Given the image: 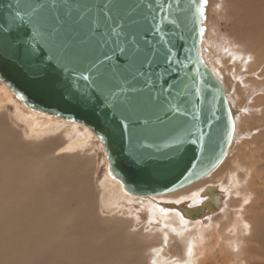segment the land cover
Segmentation results:
<instances>
[{
  "label": "bare ground",
  "instance_id": "bare-ground-1",
  "mask_svg": "<svg viewBox=\"0 0 264 264\" xmlns=\"http://www.w3.org/2000/svg\"><path fill=\"white\" fill-rule=\"evenodd\" d=\"M231 7L233 45L224 41L219 58L202 38L201 57L218 79L239 70L244 86L264 89V0H232ZM226 96L234 134L215 174L171 193L138 196L114 176L102 142L87 126L30 108L0 81V254L10 247L8 264H264V141L256 145L260 155L242 152L238 160L234 147L248 118ZM258 102L264 106V97ZM95 148L105 153L98 182ZM21 181L26 187L17 185ZM208 200L210 207L199 212ZM50 203L53 214H44ZM28 208L39 212L27 215L37 224L24 229V240L18 227L28 222L19 216ZM104 211L111 219L100 218ZM196 212L198 219L186 216Z\"/></svg>",
  "mask_w": 264,
  "mask_h": 264
},
{
  "label": "water",
  "instance_id": "water-1",
  "mask_svg": "<svg viewBox=\"0 0 264 264\" xmlns=\"http://www.w3.org/2000/svg\"><path fill=\"white\" fill-rule=\"evenodd\" d=\"M103 2L0 0V81L30 108L80 123L93 131L104 146L112 173L129 193L151 196L182 189L218 166L234 134L225 89L201 57L199 29L204 16L196 12V5L190 0H180L179 5L176 0H152L151 9L146 3L136 7L142 0H118L121 16L117 19H123V31L136 36L139 59L154 58L152 68L156 70L152 77L155 85L145 86L147 76L132 81L131 86L142 90L135 93L142 106L128 113L125 97L119 92L105 99L108 88L104 84L84 81L74 71L92 54L97 42L117 39L102 35V18V27L94 35L88 34V24ZM160 3L164 4L162 12ZM33 8L34 20L45 22L39 29L25 15ZM18 9L23 22L13 20ZM169 12L170 20L161 21ZM153 17L162 30L153 29ZM120 40L123 43V37ZM32 47H36L35 55H30ZM168 49L171 71L165 72L163 60ZM40 61L44 71L40 76L33 75L29 67L34 68ZM82 93L92 95V102L83 103ZM69 94L74 98L67 99ZM97 95L104 103L95 99ZM151 96H158L159 101L154 103ZM176 106L180 108L179 114L170 111ZM104 110L107 117L101 115ZM124 115L129 116L127 122ZM157 115L163 123L156 119ZM124 123L127 128L122 127ZM132 157L143 163H135ZM208 207L209 200L199 212ZM186 216L195 220L199 213Z\"/></svg>",
  "mask_w": 264,
  "mask_h": 264
},
{
  "label": "snow or ice",
  "instance_id": "snow-or-ice-1",
  "mask_svg": "<svg viewBox=\"0 0 264 264\" xmlns=\"http://www.w3.org/2000/svg\"><path fill=\"white\" fill-rule=\"evenodd\" d=\"M191 4L196 5V12L203 17L204 16V6L207 4V0H190ZM147 4L148 8H152V0H142L141 4L136 5V7H140L142 4ZM176 3L179 5L180 0H176ZM169 10L171 9V5L169 4ZM120 4L118 0H104V2L97 6L96 17L91 20L88 24V34L94 35L95 32L102 27L101 18L103 19V27L105 31L102 33L104 36H114L117 39L109 41L107 39L103 41H99L95 45V50L92 51V54L88 56L82 63L78 64L74 71L79 72L81 79L84 81L92 80L93 84L102 83L107 88V95L105 99L116 96L117 92L123 97L124 105L126 106V111L128 113H133L139 110L142 106L141 101L137 98L135 93L138 90L135 87L131 86L132 81L137 80L138 77L147 76L148 79L145 80V86L147 87L149 84L155 85L156 81L152 79L153 73L156 71L152 68V65L155 63L154 58L149 59L145 58L143 60L139 59L140 46L137 42L136 36L133 34L129 36V34L123 31L125 25L123 19H117L121 16L119 11ZM135 9H133L134 11ZM164 10V4H159V11ZM36 9L33 8L30 12H26L25 15L28 17V22L33 23V27L39 29L45 22L43 20H34V13ZM115 13V14H114ZM170 12L168 16H162L161 21L170 20ZM21 20L24 21V17L21 15L20 10L18 9L14 16L13 20ZM174 22V21H172ZM153 29L154 30H162L159 28L157 23L155 22V17H153ZM199 33L202 36L204 33V29L200 28ZM25 35H28L25 32ZM123 37V43H121L120 38ZM147 43V41H145ZM36 47H32L30 49V55H35ZM99 53V54H97ZM114 61V62H113ZM40 61L37 65L33 67H29V71L36 76H40L44 69L40 67ZM171 49H168L165 53L163 65L165 66V72L171 71ZM139 64V67L136 65ZM93 76L96 79H92ZM165 85L168 84V81L165 80ZM114 85V87H113ZM73 95L69 94L67 99H73ZM93 99L92 95L88 93H82L80 95V100L83 103H91ZM95 99L99 103H104L100 101L99 96L97 95ZM150 99L155 103L159 101L158 96H151ZM170 111L176 114L180 113L179 106L174 108H170ZM101 115L107 117L108 112L104 110L101 112ZM156 119L163 123L160 115L156 116ZM124 121L129 120L128 115L123 116ZM147 123V121H144ZM128 124L124 123L122 127L127 128ZM133 161L137 164L143 163L142 160L132 157ZM247 227V225H245Z\"/></svg>",
  "mask_w": 264,
  "mask_h": 264
},
{
  "label": "rangeland",
  "instance_id": "rangeland-1",
  "mask_svg": "<svg viewBox=\"0 0 264 264\" xmlns=\"http://www.w3.org/2000/svg\"><path fill=\"white\" fill-rule=\"evenodd\" d=\"M231 5H232V0H207V4L204 6V21H203L204 33L202 35L203 36L202 38H204V45H206L208 47L210 46L213 49V51L218 54L219 58L223 57V54L225 52V49H224L225 46H223L224 41H226L228 43L227 46H229V47L233 45L232 41L234 40V33H235V30H236L235 29L236 28V22H235L236 20L231 15V12H232L231 11V9H232ZM216 46H218V47H216ZM207 52H206V54H207ZM209 58H210V61L213 64V66H215V68L220 71L221 68L217 67V65H216L217 63L213 60V56H211V54H210ZM231 66H234V65H232L231 63L228 64V67H231ZM236 69L237 68L234 67V70H236ZM237 72L239 73V70ZM236 73L233 74L232 72H229V70L227 72L224 71V73L223 72H222V74L220 73L221 77L219 79H220L225 91L228 93L230 99L231 100L233 99L232 102L234 103V105L236 104L235 105V106H237L236 108L239 109L240 111H242V114L243 115L245 114L246 115L245 117L248 118L247 122L245 123V121H244V123H243L244 125L242 126L243 127L242 131L244 133H246V134L241 137L242 140L240 139V140L237 141L236 148L234 147V150H235L234 154H235L236 157L237 156L239 157L238 158V160H239V159H242L244 157L243 156V155H245L244 152L248 153L250 151H255V152H257L258 155H260V153H262V151H263V150L259 149L258 147H256V145L259 144L258 142H260L261 140L264 141V137L261 136L264 133V124H260L261 120H262L260 118L262 117L261 115L263 113L262 111L264 109L263 108L264 106H262L261 103L259 104V102H258V100L260 98L263 99V97H264V92H263L264 89L261 88V90H260V89L251 88V86H248V87L244 86L243 85V80L238 78V76H237L238 74H236ZM234 75H235L236 78L233 77ZM244 76H245L244 80H246V82H247L249 80L248 77H246L247 74H244ZM260 83L264 84V81H262ZM260 83H258V84L260 85ZM259 92L263 96H258V95H260ZM252 99H254V100H252ZM255 99L256 100L258 99V100L256 101ZM252 101L253 102L256 101L257 105H259V106L257 107V105L255 103L251 104V103H253ZM9 111H11V113H12V109H9ZM256 111H258L260 113L259 116L257 115ZM262 121H264V119ZM11 126L16 130V127H14L15 126L14 122L11 123ZM19 129L20 130L22 129V131H23L22 126H20ZM252 129H256V130L252 131ZM11 131H12V129H11ZM55 136H57V135H55ZM93 143H94L93 144L94 146H95V144H97L95 142H93ZM88 150H89V148H88ZM93 152L94 153L98 152L97 154L95 153L97 155V159H98V163H99V168H98V172H97V176H96V180L98 182V181L101 180V178L103 177V175L105 173V166L102 164V160H103V158H105V153H103V155H102V153L99 152L96 148H95V151L93 150ZM242 152H243V154H242ZM240 154H242V156H243L242 158L240 157ZM47 157H49V156H47ZM50 157H52V156L50 155ZM214 172L215 171H213L211 173V175ZM209 176H210V174H209ZM48 183H50V181H47L45 184H43V186H40V187L45 188L48 185ZM17 185L21 186L22 188L26 187L25 184L23 183V181L17 183ZM35 187H37V185ZM37 203L38 204L36 206H38L40 204V199L37 200ZM100 204H101V202L99 201L98 206H100ZM51 208L52 209L55 208L52 205V203H50V205H46L45 208L43 210H41V211H43L44 214H45L46 210H48L50 212V214H53L51 212V210H50ZM66 208H68V207H66ZM32 212L38 213L39 211H37L35 209H32V208H28L26 210V213H21L20 216H19V217L25 218V220H27V222H28V224H24L23 223L24 225H22V229L20 227H18V229L21 231L20 237L24 238V240L28 237V235L25 234L24 229L27 228V227H34L37 224V222H36L34 217H28L27 216V215L31 214ZM104 212H105L106 216L100 214V218L101 219L104 218V220H107L109 218L111 219V214L106 213V211H104ZM49 217L50 218H54V215H49ZM121 223H122V221H121ZM137 227L140 228V226H138V225H137ZM7 229H8V226H7ZM22 242L25 243V241H22ZM44 242H45V239H42L39 243H36L35 245L38 246L40 243H44ZM6 248H7V251L9 252L10 251V249H9L10 247H6ZM7 251L1 252V254H0L1 255L2 264L3 263L4 264H8V255H9V253ZM38 255L39 254L36 253L35 257H37ZM13 257H14V255H13ZM13 262H14V260H13Z\"/></svg>",
  "mask_w": 264,
  "mask_h": 264
}]
</instances>
